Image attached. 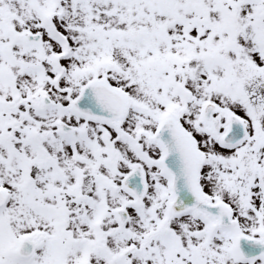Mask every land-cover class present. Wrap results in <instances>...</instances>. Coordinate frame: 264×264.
<instances>
[{
	"label": "snow or ice",
	"instance_id": "1",
	"mask_svg": "<svg viewBox=\"0 0 264 264\" xmlns=\"http://www.w3.org/2000/svg\"><path fill=\"white\" fill-rule=\"evenodd\" d=\"M0 264H264V0H0Z\"/></svg>",
	"mask_w": 264,
	"mask_h": 264
}]
</instances>
